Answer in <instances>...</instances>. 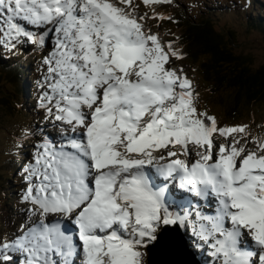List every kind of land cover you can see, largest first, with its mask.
I'll use <instances>...</instances> for the list:
<instances>
[{
  "label": "snow or ice",
  "instance_id": "6c2138e0",
  "mask_svg": "<svg viewBox=\"0 0 264 264\" xmlns=\"http://www.w3.org/2000/svg\"><path fill=\"white\" fill-rule=\"evenodd\" d=\"M138 7L0 0L5 47L54 40L39 106L63 141L44 135L34 145L21 195L29 215L18 235L0 236V264L13 255L22 264H144L146 250L166 242L206 252L211 264H264V140L200 110L193 81L170 64L185 54L162 43ZM151 18L165 17L153 9ZM197 198L214 210L194 208Z\"/></svg>",
  "mask_w": 264,
  "mask_h": 264
},
{
  "label": "rangeland",
  "instance_id": "374dc122",
  "mask_svg": "<svg viewBox=\"0 0 264 264\" xmlns=\"http://www.w3.org/2000/svg\"><path fill=\"white\" fill-rule=\"evenodd\" d=\"M248 1L170 0V2L146 6L143 0H133V5L139 6L138 13H147L144 21L146 27L158 33L162 43L173 41V47L185 54L183 59L173 57L170 64L177 70L183 68L189 79L193 81L195 92L199 93L197 106L200 110L206 108L210 115L217 117L221 126L248 125L252 136L264 140V98L259 96L248 99L247 90L243 88L237 103L239 86L231 84L228 80L219 83L215 69L211 66L214 64L212 55L201 49L199 45L191 43L192 38L189 37L187 25V20L197 24L203 18L210 17L213 32L221 38L220 44L226 46L250 69L256 71L264 65V28L252 24L251 14L248 13L252 7L248 5ZM153 9L157 13H162L165 18H151ZM252 10H261V14L264 15V4H256ZM53 43V38L49 37L44 48H38L33 44L31 48L29 46L31 43H25L17 49H9L4 46L3 38L0 37V58L2 54L20 55V50L28 52L27 55L24 53L26 57L21 62L29 60V64L32 65L30 75L33 80V92L28 95L26 104L23 102L26 106L24 108L22 103L24 98L13 95L15 91L9 72L0 65V236L11 238L18 235L21 224L28 218L29 213L26 209L30 205L21 200L22 192L26 187L23 169L33 158L34 145L44 135H49L57 144L63 142L60 138V128L53 127V124L58 125V122L51 118L45 119V110L39 106L42 91L40 82L45 71L41 57L51 51ZM38 49H42L41 54L34 56V52ZM228 67L227 64L223 66L226 70ZM30 109L37 111L29 113ZM27 129H31L35 135L25 136ZM249 147L255 149L256 145L250 143ZM19 159L22 170L16 172V163ZM184 233L187 238V232ZM146 251L144 264H149V252ZM196 255H200L203 261L207 262L206 264H211L212 258L208 253L201 254L199 251ZM12 264H22V257Z\"/></svg>",
  "mask_w": 264,
  "mask_h": 264
},
{
  "label": "trees",
  "instance_id": "16d2710c",
  "mask_svg": "<svg viewBox=\"0 0 264 264\" xmlns=\"http://www.w3.org/2000/svg\"><path fill=\"white\" fill-rule=\"evenodd\" d=\"M236 2V1H235ZM256 4H264V0H249L248 5H251V9L248 13L251 14L250 19L252 24H258L261 28H264V15L261 14V10H252L255 8ZM210 17L203 18L200 23L193 24L191 21L187 20V25L189 26V37L192 38L191 43L195 45H199L201 49L206 52H209L212 55V61L214 64L211 66L215 69L217 80L222 84L225 80H228L233 85L239 86V91L236 95L237 103L240 100V92L243 88H246L248 99L257 98L262 96L264 98V65L259 67L256 71L250 69L246 63L240 59L237 55H234L226 46H222L220 44L221 38L218 34L213 32L212 22L210 21ZM31 48L32 44H29ZM21 49V48H20ZM42 49H38L34 52V56L39 54ZM20 55H16L11 53V56L1 55L0 65L3 68H7L10 80L14 87V96L19 98H24L22 103L26 104V100L30 91L33 90L31 87L32 79H31V64H29V60L24 61L25 55H27L26 50L24 52L19 51ZM25 53V55H24ZM4 55V56H3ZM17 58L19 60H17ZM229 65L228 70L224 69L223 66ZM21 64V65H20ZM27 66H30L29 68ZM210 67V64H208ZM226 70V72H225ZM208 72V71H207ZM23 103V107L25 104ZM33 111H37L30 109L28 112L33 113ZM40 121H42L40 119ZM19 165L16 164V172H18ZM7 180V179H6ZM188 237L192 236V229L189 233H187ZM198 252L199 250L193 249ZM18 259V260H17ZM20 256L13 255V259L11 264L19 261ZM19 263V262H17Z\"/></svg>",
  "mask_w": 264,
  "mask_h": 264
},
{
  "label": "water",
  "instance_id": "95a60500",
  "mask_svg": "<svg viewBox=\"0 0 264 264\" xmlns=\"http://www.w3.org/2000/svg\"><path fill=\"white\" fill-rule=\"evenodd\" d=\"M181 232L183 231L181 230ZM189 250H191L189 246H186L183 243L177 244L174 242H166L164 245L158 246L154 250H148V263L187 264V261L192 259L189 255ZM195 261L197 264H201L197 256H195Z\"/></svg>",
  "mask_w": 264,
  "mask_h": 264
},
{
  "label": "bare ground",
  "instance_id": "6f19581e",
  "mask_svg": "<svg viewBox=\"0 0 264 264\" xmlns=\"http://www.w3.org/2000/svg\"><path fill=\"white\" fill-rule=\"evenodd\" d=\"M188 198L191 199V197H188ZM197 203H199V206L202 207V210H203V212H205V213L210 212V211H213L214 208H215V203H214V201H213L211 204H206V203H204L203 201H199L198 198L192 200V204H193V205L196 206ZM187 262H188V261H187Z\"/></svg>",
  "mask_w": 264,
  "mask_h": 264
}]
</instances>
